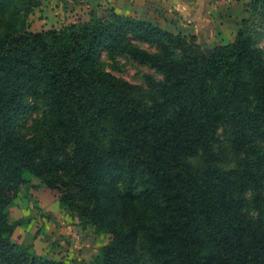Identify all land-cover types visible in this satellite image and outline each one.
I'll return each instance as SVG.
<instances>
[{
    "label": "trees",
    "instance_id": "16d2710c",
    "mask_svg": "<svg viewBox=\"0 0 264 264\" xmlns=\"http://www.w3.org/2000/svg\"><path fill=\"white\" fill-rule=\"evenodd\" d=\"M40 6L0 0V264H52L12 238L11 205L38 187L110 234L97 264H264L256 41L240 28L209 55L190 45L195 35L113 8L33 31ZM118 57L163 78L148 75L145 90L107 69ZM223 126L246 153L233 169L215 149Z\"/></svg>",
    "mask_w": 264,
    "mask_h": 264
},
{
    "label": "rangeland",
    "instance_id": "374dc122",
    "mask_svg": "<svg viewBox=\"0 0 264 264\" xmlns=\"http://www.w3.org/2000/svg\"><path fill=\"white\" fill-rule=\"evenodd\" d=\"M11 1L13 5L17 2V0ZM226 1L229 4H223L224 7L229 5L241 9H239L240 11L234 10L240 14L237 20H228L224 23L217 18L208 21L204 29L190 30L192 32L184 30L183 33L196 37V40L190 41V45L197 47L200 51L211 48L214 53V50L219 46L234 41L238 30L241 28L256 41V47L261 48L264 53V7L262 4L257 3L259 0H221L223 3H227ZM42 3L41 0V5ZM40 7L32 9L31 13L29 12L31 30L34 31L45 26L32 27L35 22L34 16L38 20V14H41ZM86 9V19L83 20L88 21L92 16L107 14L111 8L109 6L96 8L94 4ZM11 11L12 9H9L1 18L6 25L13 21ZM166 23L168 25L162 28L173 33H179L182 32L180 30H183L178 25H171L170 23L175 24L172 21L166 20ZM52 26H56V24H52ZM140 45L151 51L155 50L147 43ZM107 69L145 90L148 89L146 82L148 75H152L158 81L163 78L155 69L124 57H118L112 63L107 62ZM32 116L39 117L40 114L35 112L32 113ZM262 147H264V143H262ZM215 149L221 165L225 168L238 167L246 157L244 151L236 149L230 129L227 126L220 128ZM261 153L264 156V148ZM259 158L256 156V163H263L264 157L263 159ZM58 195L56 190L38 187L32 189L30 197L21 196L18 201L14 202L10 207V220L19 223V225L13 233V240L19 244L31 245L37 256L50 260L52 264H97L103 248L110 240V234L100 231L92 225L83 227L77 216L61 206ZM249 198H251L250 193ZM253 213L256 217L260 216L256 211ZM139 255L143 261V255L140 253Z\"/></svg>",
    "mask_w": 264,
    "mask_h": 264
},
{
    "label": "crops",
    "instance_id": "0c3cea01",
    "mask_svg": "<svg viewBox=\"0 0 264 264\" xmlns=\"http://www.w3.org/2000/svg\"><path fill=\"white\" fill-rule=\"evenodd\" d=\"M42 2L39 9L41 14H38V20L34 16L35 22L32 26L36 28L45 25L40 30L60 28L62 24L85 21L83 19H86V8L94 4L96 8L109 6L118 13L147 20L160 27L168 25L166 20L172 21L175 24H170L182 27L183 30H180L182 32L204 29L208 21L217 18L224 23L228 20H237L240 15L237 11L241 10L239 7L236 9L235 6L229 5L225 8L223 4L229 2L223 3L221 0H42Z\"/></svg>",
    "mask_w": 264,
    "mask_h": 264
},
{
    "label": "water",
    "instance_id": "95a60500",
    "mask_svg": "<svg viewBox=\"0 0 264 264\" xmlns=\"http://www.w3.org/2000/svg\"><path fill=\"white\" fill-rule=\"evenodd\" d=\"M205 52L209 55H212L213 54V50L211 48H206L205 49Z\"/></svg>",
    "mask_w": 264,
    "mask_h": 264
}]
</instances>
